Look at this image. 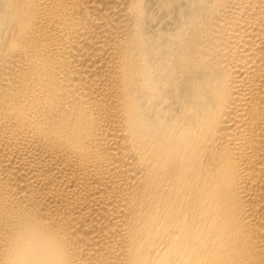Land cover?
<instances>
[{"label":"bare ground","instance_id":"obj_1","mask_svg":"<svg viewBox=\"0 0 264 264\" xmlns=\"http://www.w3.org/2000/svg\"><path fill=\"white\" fill-rule=\"evenodd\" d=\"M0 264H264V0H0Z\"/></svg>","mask_w":264,"mask_h":264}]
</instances>
